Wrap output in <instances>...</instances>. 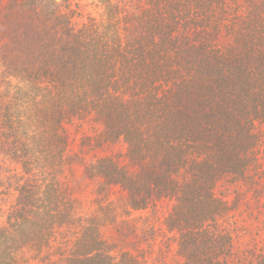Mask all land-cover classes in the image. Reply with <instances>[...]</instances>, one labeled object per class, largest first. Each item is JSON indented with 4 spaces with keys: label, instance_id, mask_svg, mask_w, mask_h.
Here are the masks:
<instances>
[{
    "label": "trees",
    "instance_id": "16d2710c",
    "mask_svg": "<svg viewBox=\"0 0 264 264\" xmlns=\"http://www.w3.org/2000/svg\"><path fill=\"white\" fill-rule=\"evenodd\" d=\"M79 1L0 0V264H264V0Z\"/></svg>",
    "mask_w": 264,
    "mask_h": 264
},
{
    "label": "rangeland",
    "instance_id": "374dc122",
    "mask_svg": "<svg viewBox=\"0 0 264 264\" xmlns=\"http://www.w3.org/2000/svg\"><path fill=\"white\" fill-rule=\"evenodd\" d=\"M3 5L7 3V0H2ZM80 9L81 13L83 15V20L84 22L87 18H94L95 20H98L99 16L101 15V8L97 5L96 0H80ZM1 8V7H0ZM3 13V11L1 10ZM1 16V13H0ZM1 21V20H0ZM12 80L9 77L6 76H0V99L1 96H3V93H5V84L7 81ZM20 80H12L11 87H17L19 86ZM9 94H13V90H10ZM65 130L68 136V142H69V150L71 153L77 152L79 144L81 142V139L84 136H92L94 134H97L100 131V128H94L90 124H81L79 121L74 120L72 121L69 125L65 126ZM124 153V146L117 145L114 146L111 149H107L104 152H100L99 156L103 155H118V154H123ZM3 168V170H2ZM2 171V173H1ZM5 171V173H4ZM20 167L10 163L6 156L4 157L3 155H0V174L1 177L7 178L9 175H17L20 176L19 174ZM76 175H79V170L76 171ZM6 184V180L4 179V187ZM4 187H0V192L3 191L5 192L3 194H0V228L4 227L6 225V218L9 212L10 207L13 205L16 193L12 189L7 191L4 189ZM93 184L85 182L83 185V190L78 194V199L82 204V208H84L82 211L86 214H89L93 212L96 208V205H93V195H92V190H93ZM6 190V191H5ZM115 197L117 196L116 194L114 195ZM114 198V197H113ZM92 202V204H89ZM29 264H37L36 262H30Z\"/></svg>",
    "mask_w": 264,
    "mask_h": 264
}]
</instances>
